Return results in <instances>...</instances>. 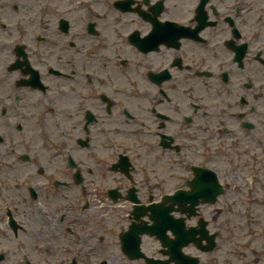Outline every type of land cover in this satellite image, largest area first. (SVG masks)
<instances>
[{
	"label": "flooded vegetation",
	"instance_id": "flooded-vegetation-1",
	"mask_svg": "<svg viewBox=\"0 0 264 264\" xmlns=\"http://www.w3.org/2000/svg\"><path fill=\"white\" fill-rule=\"evenodd\" d=\"M58 5L73 17L75 39L48 53L50 43L38 39L30 58L39 56L35 65H46L43 81L53 87L28 89L22 113L50 94L62 102V85L78 92L70 97L79 96V104L62 102L64 123L67 117L72 123L52 160L37 149L33 132L26 138L36 155L23 163L13 115L0 100V264H98L96 238L116 248L109 264H131L120 251L134 223L131 197L142 212L169 208L172 264L191 257L201 264H264V0ZM67 145L81 184L77 170L64 166ZM97 147L104 158L85 155ZM118 153L135 166L131 179L117 166ZM87 188L101 193L100 224L91 200V220L80 212L77 199ZM18 247L30 250L31 263L19 259ZM141 248L166 260L155 238L145 235Z\"/></svg>",
	"mask_w": 264,
	"mask_h": 264
},
{
	"label": "rangeland",
	"instance_id": "rangeland-1",
	"mask_svg": "<svg viewBox=\"0 0 264 264\" xmlns=\"http://www.w3.org/2000/svg\"><path fill=\"white\" fill-rule=\"evenodd\" d=\"M16 2L18 3V4H20V5H29V7L30 6H35V5H38V4H36L37 3V0H16ZM8 5H9V7H8V9L10 10V8L13 6L12 5V3L9 1V3H8ZM29 7H27V11H31V10H29L28 8ZM26 9V8H25ZM23 11H24V9H23ZM72 23H73V18H72ZM1 42H2V40H1ZM4 47H7V45L6 44H3V48ZM4 81H5V79H4ZM4 81H2V83H5V82H7V80L4 82ZM41 97V96H40ZM39 97V98H40ZM40 101H42L43 102V100H40ZM48 108H49V110H48ZM48 108L46 109V111H45V113H43L41 116H40V120H41V125H42V127H43V129L45 130V131H47V132H51L52 130H53V134H52V136H54V138H55V136H58L57 134H59V130H58V128H60V127H62V126H70L71 125V123H72V120H70L68 117L66 118V122L64 123H62V126H59L58 124H56V122H57V119L58 118H54L53 119V116H52V114L50 115V106H48ZM38 110H40V108L38 107ZM63 116H65V115H63ZM62 119V118H61ZM70 121H69V120ZM51 134V133H50ZM91 213V212H90ZM109 250V249H108ZM132 264H137V263H132Z\"/></svg>",
	"mask_w": 264,
	"mask_h": 264
}]
</instances>
